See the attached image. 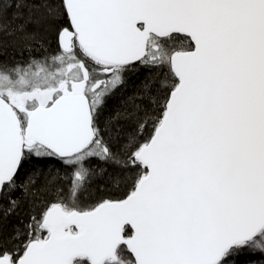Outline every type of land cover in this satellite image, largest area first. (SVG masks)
<instances>
[{"label":"snow or ice","instance_id":"1","mask_svg":"<svg viewBox=\"0 0 264 264\" xmlns=\"http://www.w3.org/2000/svg\"><path fill=\"white\" fill-rule=\"evenodd\" d=\"M9 46L29 55L0 58V264L264 255V0H0ZM97 160L123 198L85 206ZM52 161L66 196L43 202Z\"/></svg>","mask_w":264,"mask_h":264},{"label":"trees","instance_id":"2","mask_svg":"<svg viewBox=\"0 0 264 264\" xmlns=\"http://www.w3.org/2000/svg\"><path fill=\"white\" fill-rule=\"evenodd\" d=\"M52 39V49L55 50V37L52 35L50 37ZM29 53L22 52L20 49L16 47L9 46L4 50H0V58L5 60H22L27 59ZM147 73V69L140 68L139 72L135 75L131 76L130 83L126 86L125 89L120 90L116 97L112 100L110 104V109L120 108L122 101H126V99L135 93V84L139 83V79H141ZM43 167V165H42ZM32 165H26L25 171H30ZM59 170L58 179L55 183L48 185L47 187H41L39 190L35 191V197L38 200L43 202H58L63 198L61 195V191H63L64 196H66V189L68 186L67 178L65 177V169L61 167L58 162L52 161L47 164L45 170V177L48 175H57V171ZM93 175L91 177L90 186L88 190L85 192L80 203L82 205H91L95 203V200L99 196H105L106 198H123L124 189L122 185H117L112 183L111 181V173L113 172V168L105 164L99 160L92 162ZM27 210V206H25L23 211ZM23 214V213H22ZM13 223L16 221L13 220ZM8 228L11 227V224L7 225ZM126 232H129V228H126Z\"/></svg>","mask_w":264,"mask_h":264},{"label":"rangeland","instance_id":"3","mask_svg":"<svg viewBox=\"0 0 264 264\" xmlns=\"http://www.w3.org/2000/svg\"><path fill=\"white\" fill-rule=\"evenodd\" d=\"M125 254H127L126 250ZM231 264H264V255L242 252L233 258Z\"/></svg>","mask_w":264,"mask_h":264},{"label":"water","instance_id":"4","mask_svg":"<svg viewBox=\"0 0 264 264\" xmlns=\"http://www.w3.org/2000/svg\"><path fill=\"white\" fill-rule=\"evenodd\" d=\"M126 228H129L128 226H126Z\"/></svg>","mask_w":264,"mask_h":264}]
</instances>
